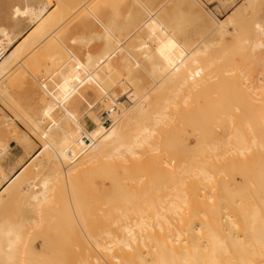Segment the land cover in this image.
I'll list each match as a JSON object with an SVG mask.
<instances>
[{
    "label": "rangeland",
    "instance_id": "1",
    "mask_svg": "<svg viewBox=\"0 0 264 264\" xmlns=\"http://www.w3.org/2000/svg\"><path fill=\"white\" fill-rule=\"evenodd\" d=\"M56 1L57 0H0V33L3 30H13L15 34H20L10 47H14V45L19 43L22 36L33 27L30 16L24 10V7L27 5H40V3L45 2L49 4V11L52 10L49 15L53 16L48 22L51 23L50 26L47 24V34L48 32L50 34L55 32L53 35L57 37V39H55L56 37H52V35L49 37V34L48 38L41 41L40 43L42 44H40V37L35 34L34 36L36 38H33V45H30V47L21 53L20 58L14 63L11 72L9 74L7 73L5 76H0V116L4 118L0 121V134L9 145L7 152L0 156V179L3 173H9V171L13 173L19 170L31 159L37 150L43 147V140L45 141L46 137H49L50 133L52 134L53 132L52 128L50 130L49 127H55L54 130L58 128V131L54 133L55 141L59 142V139L63 138V140L65 139L64 141L67 139L70 140V142H74L83 129L87 126L89 128L94 126L93 120L95 117L99 115L102 117V114L106 110L105 104L108 103L110 99L106 90L103 88L102 82L100 84L101 87H98L99 84L95 86L89 80L83 81L73 79L69 83V89L62 90V85L65 80L64 77L68 75L67 73L73 72L77 64L76 67L78 68L79 66L80 69L85 67L82 64L88 65L85 60L87 51L88 53L91 52V54L96 53L94 55L104 54L107 45L106 40H104V32L108 31V29L115 27L113 35L120 37L122 41L124 38V30L126 31L127 27H129L128 29L132 27L133 20L129 18L130 12L137 14V17L134 16L133 18L137 22L139 16L140 20L143 13L146 16L154 9L156 14L160 16L158 18V21H160L159 23H162L161 26L158 25L160 29L162 26L166 28L168 26V29L171 26L170 28L175 29V27H172L175 26V24L173 25L170 22H172L174 16L175 18L178 16L182 17L183 14L185 20L180 18L183 25L179 23V26L183 28L180 37H189L190 39L186 38L185 40L188 39L193 41L189 44L187 43L190 45L187 47L182 46L184 45V40L169 45L168 47L163 41V44H158L160 47H155L153 38H155V34L157 33L154 32L153 34L155 36L153 34L151 35V41L153 43L149 41V38H146V41L151 43L149 44V49L147 48L148 42H145L146 44L144 43L146 48L143 47L141 42L142 47L139 46L140 43H138L137 40H130L124 44L123 51L129 55L128 69H131V76L133 78L129 98L131 104H135V107L131 109L133 112L128 115L127 122L124 124V126H126L125 143L134 146L139 152L137 155H132L130 152L127 153L130 156L127 162V170H125L124 164L121 162L118 165L109 166L105 161L108 158L102 159L101 161H103V163L101 161H95L94 163V159L91 158V152L89 154L82 153L79 155L81 150L82 152L83 150L85 151L83 147H74V153H69L66 158L61 161L62 167L66 166L65 169L70 170L68 175L62 172L64 168L62 169L57 166L53 167L52 164L54 165V163L48 161V158H46L47 155L44 153L41 154L40 158L35 160V163L32 164L31 162L25 168V174L29 178L27 179L24 175L26 181H30L32 178L34 179L37 177L34 179L36 183L33 181V191L38 190L42 176L48 173L49 170L51 174H58L54 180V191H52L51 194L53 196L55 192L56 195L54 193L55 196L54 198L52 197V200L55 202V200L59 198V202L55 204L51 202V206L56 205L58 208L67 203V206L72 208H70V211L72 210L71 214L74 212L73 208L75 210V207H78V205L79 207L82 205L84 208L79 212L82 220L79 219V213L78 215L76 212H74L75 214L73 213L77 215V218L71 215L74 220L77 219L78 221L77 223L76 220L74 221L75 225L73 223L74 227L76 226L75 232L73 231V233L76 234L71 232L70 238H73L71 243L67 232L70 233L72 229L70 228L66 233L62 231V237L63 234L65 235L62 241L64 242V240H67V243H70L67 247L69 248L71 246L70 250H66L67 258H64L66 261L63 258L62 260L60 257L57 258L58 255L63 256L65 252V246L60 251L61 247H59L60 244L57 243V241H59L57 237H61L58 228L61 229L62 225L65 227L67 225L66 220L64 222L66 223L65 225L64 223L62 224L60 220L59 223L58 219H61L62 216L65 219L67 214H69L70 217V211H68L66 205L64 207L66 211L65 217L63 211L62 216L60 215L61 217L57 218V211L55 212V218H57V220H52L55 219L52 216V213H54L52 211H56L57 209L54 210L53 207L51 213L49 210L50 206L48 205L49 209L47 207L45 208L49 210L53 218L51 222L47 224L46 222L50 221L51 216H47L46 211L48 210H43L46 212V218L49 217V219L40 221L39 218L41 217H37L38 214L36 215L35 209L31 208V206L34 207L33 201L30 200L28 193L23 190L22 183L24 179H22V183L14 185L9 194H6L0 199V221L8 219V221L11 220V222H15L17 219V223L18 221L20 222L22 218L21 222L24 221V225L22 226L25 228L28 222L27 216L30 221V215L32 216L33 214L31 219L36 216V218L39 219L38 221L42 223H40V226L38 223H33V221H31L28 223L31 224L30 227L27 226L30 232V236L28 235L30 242L33 236L35 239L38 237L35 242L30 243L31 245H29V242L27 245L35 249L38 255L39 253H37V251H43L45 252L44 254H48L42 255L40 253L39 256L37 255L39 257L38 263L42 256H44V259H42L46 262L47 258L48 260L50 259L47 264L52 263L50 262L52 259V264H57V262L58 264L60 262L64 264L63 260L65 264H89V261L91 264H106L109 261V256L111 257L112 252L110 251V245H108V243H112L115 237L110 239L111 235L109 238L108 236L110 230L114 232L112 236L117 235L119 232L117 230L119 228L117 227L121 223L120 220H118L120 210L114 206L118 204L122 205L124 202V191L122 188L120 192L114 191L113 189L115 188L112 187L110 179L107 178L108 176H101L102 173L107 174V171H109V174L111 169L116 170V173L120 177V181L126 178L131 182V188L128 193L130 197V212H136L133 206L134 204L140 203L141 199H150L152 196L157 197L159 195L162 197V200L167 198L169 193V185L167 184L170 178H166L165 174L168 173V167L171 162H175L182 167L187 165L197 168L196 170L188 169L190 174H194L193 172L195 171L198 172L199 166H205L214 173L225 172L228 175V180H230L229 184L223 183L222 179L217 177L214 186L200 184L198 177L192 176L190 178L189 196L191 198V203L198 211L200 209H206V211L211 212L216 208H219L221 212L229 210L223 207V204L231 203L223 200L222 195L224 194V188L232 190L231 195L237 198V201L244 206H261L264 204V145L260 142H252V137L254 135H258L260 132L264 134V121H258V114L264 113V79H259V76L264 77V52L261 54L259 51H254L250 47H241L238 40V35L240 36L239 38H245V36L249 38L250 36L252 37V35L255 36L257 19L261 20L264 18V0L253 1L254 3L250 4L247 9H245L247 0H240L235 4H229V2L226 1L223 2L225 5V14L220 16L219 19H224L229 15H233L236 19L235 24L229 27L230 33L226 34L224 37H220L214 33L212 34L203 27H199V24L194 21L192 14L181 0H93L91 2L89 0V5L86 3L88 0H79L78 7L81 11L77 10L78 12L76 11L78 7L75 8L74 6L75 9L71 8L78 0H73V2H75L72 5L69 0L70 9H74L77 14L75 16L72 15L75 12L73 13L70 10L69 13H72L70 17H73L69 21L68 19L70 17L67 14L66 17L68 18V22H66L65 19V11L63 12L64 9L66 10L68 2L64 1V4L62 0H58L57 4ZM82 6L85 8L84 10H82ZM200 6L204 10L201 4ZM57 7L60 9L57 12H59V16L61 17L62 15V17L61 21H59V17L57 25H54V22H56L58 18V13L56 12V10H58ZM204 12L210 17L213 16L205 10ZM127 14L128 18L126 19ZM133 15L134 14H132V16ZM213 17L216 18L215 16ZM174 22L177 21L174 20ZM63 23L67 24L65 25ZM129 23L131 25H129ZM168 23L171 25H168ZM234 27L236 30H234ZM58 28L60 29L56 32L54 29L57 30ZM51 29H53V32H51ZM177 31H181V28ZM165 33L167 34V32ZM91 34L94 38H90L91 36L88 37V44L86 43L87 39L85 38V40L83 36L87 37ZM81 36L83 38L81 39L82 43L79 40ZM176 37L179 39V36ZM43 38L44 37H41V39ZM75 38L78 39L76 42L75 40L73 42ZM199 41H201V44ZM203 41H206L209 45L208 50L205 52L196 51L203 45ZM48 42L51 45L48 46ZM158 42L156 41V43ZM191 49L194 50V52L189 54L186 63L183 65L185 76L181 74L173 75L158 89L151 92L150 95H145L141 98V96L146 93L147 87L155 81L150 73V68L153 65L152 62L155 61L158 63V61H164L163 54H167L168 57L171 55L172 59L177 60L179 55H184ZM145 50L151 52L145 53ZM184 50H186V52ZM116 60L114 58V61ZM116 62L118 63H115V65L117 64L116 67L120 69L119 71L121 73H119L115 67L112 71V75L115 78H118L120 74V78L126 76L128 71L127 64L120 60ZM121 62L123 63V69H125V71L127 70L125 74V71H123L122 74ZM118 64H121V68ZM78 70L79 68L77 72ZM90 70L91 68L86 67L85 71H83L84 75L86 76ZM74 74L77 75L76 72ZM116 74L118 75L116 76ZM191 75L193 77H191ZM102 76H104L103 73ZM177 87H182V91H179L178 95L175 96V98H178L177 103H170L167 110L168 114L160 120L159 112L162 110L161 106H163L164 100L168 96L167 94H171L170 100H172V94L177 93L174 90ZM181 93L189 95L188 104L184 103L180 98ZM249 106L258 112L250 113L248 110L250 108ZM121 110L124 113V103L121 105ZM5 122L6 124H4ZM7 122L9 123L7 124ZM152 126H155L156 132L152 133L148 141L138 143L139 139H143L141 134L149 131ZM6 128L10 129L9 133L6 131ZM43 135H45V137H43ZM56 135L59 136L58 140H56ZM236 135H244L247 139L246 141H240ZM212 136H215L218 141H228L230 144H224L215 148L211 145ZM2 147L3 145H0V149ZM239 147H242V150ZM221 156H223V158L226 157L227 160H218ZM240 157H246L247 160H241ZM40 161L42 165L40 164V168H38L34 164L37 162L40 163ZM118 162L119 161H117V163ZM73 165L74 167H72ZM53 168L54 170H52ZM55 168L57 170H55ZM55 171L57 172L55 173ZM60 171L62 174H60ZM71 173L75 175V177L71 175L72 179L70 176L74 188L69 189L68 179ZM103 178L107 179L105 180ZM143 179L148 180L145 185L142 183ZM150 180L152 181L150 182ZM179 180L181 185L182 178L179 177ZM79 181L83 183L80 185ZM75 188L76 190H74ZM94 189L97 190L94 192ZM98 190L103 192V197L105 196V192L108 191V193H106V195L108 194L106 196L107 199L104 197L103 200L102 194ZM153 190H156L154 194H152ZM61 192L63 193L62 195ZM72 195L75 197H72ZM117 196L121 197V201L119 198H116ZM209 196L212 198H208ZM75 199H77L78 202ZM112 199L115 202L109 201ZM107 201L111 203H107ZM69 203L71 205H69ZM73 203H76L74 204L75 207ZM87 205L89 206L87 207ZM59 209L60 208H58V210ZM60 213H62L61 210L59 211V214ZM110 213L112 218H110ZM41 214L43 215L44 213ZM85 218L88 223V228L84 224L82 226V223L85 222ZM72 220L68 222V224L71 223V226ZM52 221H54V223H52ZM79 221L81 223H79ZM43 222L45 227L42 226ZM46 224L48 227L50 226L49 224H52V228L50 227L51 231L49 228L47 229ZM53 225L57 226V228L55 227L57 230L55 233ZM69 227L67 226V229ZM46 229L50 231L49 240L46 238L48 233H43ZM104 230L107 231V237L105 235L106 231ZM103 231L105 234H101ZM25 234L26 232H24L23 240L26 242L27 237ZM44 234L46 235L39 239V236ZM44 238L47 241V243L45 241L46 246L48 245L49 247H46L47 250H49L48 253L47 250L44 249L43 242L41 241L42 239L44 241ZM51 238L52 243L56 242V244L59 245L57 249H55L54 244L51 245ZM88 239L91 240L89 241ZM59 242H61V240ZM73 242L78 248L75 247ZM102 242L103 245H106L109 249L103 247ZM23 243L20 242L19 244L20 252L17 249L20 254L21 252L23 254L25 253V251H22V249L26 248L25 246L22 247ZM65 243L66 242H64V245ZM98 244L100 245L99 249L97 248L99 247ZM101 247H103L102 249L104 250H102ZM112 250L114 252V249ZM72 251L73 253H70ZM105 252H109L108 254L106 253L108 261H105ZM29 256L32 255L24 254L22 260L24 258L27 260ZM45 256L47 257L45 258ZM34 257L29 258L30 260L28 261L24 259L25 262L23 263L29 264L32 258L36 263L38 257L37 259ZM16 258L14 257V259ZM19 258L21 257L19 256ZM19 258H17V260ZM93 258L97 259H95L96 262ZM54 260H57V262ZM110 260H112V257ZM80 261L83 262L79 263ZM16 262L21 263L20 261ZM46 262L42 264H46Z\"/></svg>",
    "mask_w": 264,
    "mask_h": 264
},
{
    "label": "bare ground",
    "instance_id": "2",
    "mask_svg": "<svg viewBox=\"0 0 264 264\" xmlns=\"http://www.w3.org/2000/svg\"><path fill=\"white\" fill-rule=\"evenodd\" d=\"M64 1L68 2V4L66 5V10L65 9L63 10V12L65 11L64 13H65L66 22H68L67 21L68 18L66 17V15L68 14V16L70 17V14H72L71 12H73V13L75 12L74 9L79 6L78 5L79 0L77 2L74 1L75 4H74L73 0H72V2L70 0L71 5L74 4L71 8H74V6H75V8L73 10L70 9L69 0H62L63 3H64ZM91 1H93V0H90V2ZM253 1L255 2L256 0H247V4L245 2V4H246L245 9H247V7H249L250 4L254 3ZM88 2H89V0L86 3H88ZM181 2L185 3L189 12L192 14L194 21L199 24V27L201 26L204 29H206V31H209L212 34L214 33L215 35H219L220 37H224L226 34H229L230 33L229 27L233 26L236 22V19L233 15H229V16L225 17L224 19H219L218 17L214 18L211 13H209L207 10H205V8L203 7L200 0H181ZM56 3L58 4V0L56 1ZM33 4H34V2H33ZM200 4L202 5V7L204 8L205 11H207L209 14H211L212 17H210L209 15H207L204 12V10L201 8ZM88 5H89V3H88ZM68 6H69V8H68ZM58 8L59 7H57V9ZM64 8H65V6H64ZM62 9H63V7H62ZM84 9L85 8H83V6H82V10H84ZM24 10L30 16V19L33 23V27L31 30L27 31V33H25L22 36L19 43L14 45V47H10L13 44V42H15L16 39L20 36V34H18V33L15 34L13 32V30H3L0 33V76H5L7 73L9 74L11 72V69H12L14 63L16 62V60L18 58H20L21 53L24 50H26L28 47H30V45L31 46L33 45L32 41L36 38L34 36L35 34H36V36L40 37V39L37 38L40 40L39 43L41 41L45 40L46 38H48V35L50 34L49 32L47 34L46 27H47V24H49V26H50L51 23H48V22L52 19L53 15H51V16L49 15L52 10L49 11V4L48 3L45 2V3H40V5L39 4L27 5L24 7ZM55 10H56V8H55ZM59 10L60 9L56 10V12ZM70 10H71V12L69 13ZM77 10L81 11V10H79V7H78V9L76 8V11ZM57 13H58L57 14L58 18H57L56 22H54V25H57L58 19L60 17L59 12H57ZM130 13H131V16H132V14H134V15L131 17ZM130 13H129V18H130V20H133V21H132V25L130 24L131 21H130L129 25H131L132 27H130V29H128L129 27H127L126 28L127 30L126 31L124 30L123 40L121 41L120 37H116V35H113V30H115V27L108 29V31L104 32V40H106V43H107L104 54L94 55L96 53L91 54V52L88 53V51H87L88 54L86 53V59L85 60L88 63V65H84L81 63L85 67L84 68L82 67V69H80V67L78 66L79 70L77 72V69H78L76 67L78 65L77 64L75 66L76 70L74 69L73 72L67 73L68 74V75L66 74L67 76L65 75L66 77H64L65 80H64L63 85H62V90H68L69 89V83L73 79H76V80L78 79V80H83V81L89 80L95 86L99 84L98 87H101L100 84L102 82V84L104 86L103 88L106 90V93L110 97V99L108 100V103L105 104V106H106L105 109L109 110V109L115 108V109H113L112 114H111V118H112L111 125L109 127L104 126L103 118L99 115V116L95 117L93 120L94 126L92 128H89L87 126L85 129H83L81 131V133L78 135L76 141H74V142L73 141L70 142V140H67V139H66V141H64L65 139L63 140V138H60L59 142L55 141V134L54 133L56 131H58L57 130L58 128L56 130H54L55 127H49L50 130H51V128L53 130L52 134L50 133L49 137H46L45 141L43 140V142H42L43 147L41 149L37 150L36 153L31 157V159L29 161L26 162L25 165L22 166L19 170L15 171L13 173H10V171H9V173H3V176L0 179V199L3 198L6 194H9V192L11 191V188L14 185L22 183V179H24V175L27 179H29L27 177V175L25 174V168L31 162H32V164L35 163V160L37 158H40L41 154H43V153L45 155H47L46 158H48L47 159L48 161H51L54 163V165L52 164L53 167L57 166V167H61L62 169L64 168L62 172H64L65 175H68V173H70L69 172L70 170L69 169L66 170L65 165H63L65 167H62L61 161L64 160L69 153H71V152L74 153V151H73L74 147H80V148L83 147L85 149V151L83 150V152L81 150L79 155H81L82 153L83 154H89L91 152L92 153L91 158L94 159V163H95V161H101L102 159L108 158L105 161L109 164V166L110 165L111 166L118 165L121 162L124 164L125 170H127V162L129 161V158H130V156L127 153L130 152L132 155L139 154V152L135 149L134 146H130V145L125 143L126 126H124V124H125V122H127L128 115H130L133 112V110H131V109H133L135 107V104H131V100L129 98L130 87H131V82H132L133 78L131 76V69H128L129 68V55L123 51L124 50V44L130 40L131 41L137 40L138 43L141 42L143 47L146 48L144 43L148 42L147 48L149 49V47H150L149 44H151L153 42L155 44V47H160V45L163 44V41H164V44H167L166 46L168 47L169 45H172V44H175L176 42H180V41L184 40L185 43L183 42L184 45H182V46L187 47V46H190L188 44L191 43L193 40H188L190 38L186 37V38H188L187 39L188 41H187V40H185L186 39L185 36L183 38L180 37V35H182L181 32H182L183 28H182V26L181 27L179 26V23H182V25H183V22H182V20L184 19L183 14H182V17L178 16L175 18V16H174L172 22H170L173 25L175 24V26H172V27H175V29L170 28L171 26L169 27V29H168V26H167V28L165 26H162V28L160 29L159 26L162 25V23H159L160 21H158V18L160 16L156 14V11L154 9L150 14H148L146 16L143 13L142 18L140 20H139V18H140V16H139L137 22H136V20L133 19L134 16H136L137 14L133 13V12H130ZM76 14L77 13L75 12L72 15L75 16ZM60 15H61V13H60ZM61 17H62V15H61ZM61 17H60L59 21H61ZM72 17L73 16H71L68 20L70 21ZM127 18H128V14H127L126 19ZM180 18H182V20ZM174 20L177 21L178 24H177V22H174ZM170 23H168V25ZM63 24H65V23H63ZM52 25H53V23H52ZM180 28H181V31H177V30H180ZM59 29L60 28H58L57 30L56 29H54V30L56 32H58ZM171 29H172V31H171ZM51 30H52L51 32H53V29H51ZM234 30H236L235 27H234ZM154 32L157 33V34H155L156 36L153 34ZM165 32H167L168 35ZM54 33L55 32H53V34ZM176 33H177V35H176ZM53 34L51 33L49 35V37H51V35H52V37H54ZM152 34L156 38V39L153 38V40H154L153 42L151 41V35ZM83 35H85V34H83ZM157 35H158V37H157ZM148 36H150V37H148ZM176 36H179V39L180 38L181 39L179 40L178 37H176ZM41 37H44V38L41 39ZM55 37H56V35H55ZM88 37H90L92 39L94 38L92 36V34L87 36V37L83 36L84 39L85 38L87 39V40L85 39L86 43L89 42ZM239 37L240 36L238 35V40H239V44L241 47H250L254 51H259L261 54H263V52H264V18L261 20L257 19L256 33H255V36L252 35L253 38L251 36H250L251 38L249 37L250 39L248 37L246 38V36H245V38L244 37L239 38ZM83 38H82V36H81V38L79 37V40L81 41V43H82L81 39H83ZM146 38H149V41H151V43H149V41H146ZM55 39H57V37ZM77 39L76 38L73 39V42H74V40L76 42ZM156 41L157 42L159 41V42L156 43ZM49 42L47 43L48 46L51 45V44H49ZM111 42H113V43H111ZM199 42L201 44V41H199ZM141 43L139 44V46H141ZM159 43H160V45H158ZM40 44H42V43H40ZM85 46H86V44H85ZM208 48H209V45L206 43V41H203V45L200 46L196 51L205 52L208 50ZM161 50H163V49H161ZM184 51L186 52V50H184ZM149 52H151V51H146L145 53H149ZM191 52H194V50L191 49V50H188V52L186 54L179 55L177 57L178 61L176 59H172L171 55H170V57H168L167 54L166 55L163 54L162 55L163 59H164V61L162 60L163 62L162 61L161 62L158 61V63L155 61L152 62L153 65L150 68V73L154 77L155 81L153 82L154 84L152 83L151 85H149L147 87L146 93H144L141 96V98H143L145 95H150L151 92L158 89L171 76L176 75V74H181L182 76H185L186 74L183 72V65L186 63L187 57L189 56V54ZM182 53H184V52H182ZM112 57H113V59H112ZM50 58H53V57H50ZM114 58H115V60L117 58V60H120L122 62L124 61V63L127 64V66H128V67L126 66L128 69V71L126 70L127 73H126L125 69H123V63L121 62L122 68L120 66L121 64H118L122 70V74H123V71H125L124 74L126 73V76H122L120 78V76H121V74H120L118 78H115L112 75V73H113L112 71H113V69H115V67L117 65V64L115 65V63H118V62H116L117 60L114 61ZM81 64H80V66H81ZM86 67L91 68V70L85 76L83 71H85ZM117 68L118 67H116V69ZM119 70L120 69H117V71H119ZM117 71H116V73H117ZM75 72L77 75L74 74ZM106 72H108V73H106ZM102 73L104 74V76H102ZM114 73H115V71H114ZM119 73H121V72L119 71ZM118 74H116V76ZM191 77H193V76L191 75ZM79 78H81V79H79ZM112 78H115V79H112ZM119 78H120V80H119ZM259 79L263 80L264 77L259 76ZM174 90L177 93L172 94V100H170L171 94L168 93L167 98H165V100H164L165 102L163 103V106H161L162 110L159 112L160 120H162V118L168 114L167 110H168L169 104L170 103H175V104L177 103L178 98H175V96L178 95L179 91H182V87H177ZM188 96L189 95L186 93H183V94L181 93L180 98L182 99V101L184 103L188 104L189 103L188 102ZM123 103H124V113L121 110V105ZM249 107L250 108L248 110L250 111V113L258 112L257 110H255L251 106H249ZM117 108H118V110H117ZM258 118H259L258 121H261V120L264 121V113L258 114ZM3 119L4 118L2 116H0V121ZM8 123L9 122H7V124ZM4 124H6V122ZM9 130H10L9 128H6V131L8 133H9ZM155 132H156L155 126L154 127L152 126L149 129V131H146L145 133L141 134V137L143 139H141V140L139 139L138 143H143L145 141H148V138L151 137L152 133H155ZM51 135H52V137H51ZM53 136H54V139H53ZM86 136L91 138L92 141L90 143H87L84 140V137H86ZM43 137H45V135H43ZM58 137L59 136L56 135V140H58ZM236 137L240 141H246V139H247L244 135H236ZM25 139H28V138H25ZM252 142L253 143L260 142V143H262V145H264V134L260 132V133H258V135H254L252 137ZM228 143H229L228 141H220V140L218 141L215 138V136H212L211 145L214 146L215 148L218 146H222L224 144H228ZM0 145H3V147L0 149V156H1L7 152L8 146H9L8 142H6V140L2 137L1 134H0ZM80 145H82V146H80ZM239 148L242 150V147H239ZM116 158H117V160H116ZM240 159L245 160L246 157H243V158L240 157ZM218 160L225 161V160H227V158L226 157L223 158V156H221L220 158H218ZM117 161H119V162L117 163ZM101 162L103 163V161H101ZM106 162H105V164H106ZM111 162L113 163V165ZM40 164H41V161H40V163L37 162L34 165L37 166L38 168H40L39 167ZM96 164H97V162H96ZM31 166H33V165H31ZM72 167H74V165ZM107 168H109V167H107ZM41 169H42V166H41ZM109 169H111V168H109ZM168 169H169L168 173L165 174L166 178H170V180L168 181V184H167V185H169V193H168L167 198L162 200V197H160V195H159L157 197L152 196L150 199H148V198L147 199L146 198L141 199L140 203L137 202L138 204H134V206H133L136 209V212H130V207H129L130 197H129L128 193H129V190L131 188V182L126 178H124L123 181H120L119 175L116 173V170H113V169H111L109 174H108L109 171L106 170L108 175L105 173L101 174V176H105V177L108 176L107 178L110 179V181L112 183V187L115 188V189H113L114 191L116 190V191L120 192L121 188L124 191V202H123V204L122 205L118 204V205L114 206L115 208L120 210L119 211L120 215H118V220H120L121 223L117 227V228H119V229H117L119 231L118 232L119 234L117 233V235L112 236V234L114 232L112 230H110V233H109V229H108V233H109L108 238L110 237V235H111L110 239L113 237H115V238L112 240V243L107 242L108 245H110L109 248H110V251L112 252V255H111L112 260H110L111 259L110 256H109V261L107 260V257H106L107 252H105V261H108L107 263L105 262L106 264H264V204L261 206L260 205L244 206L243 204H240L237 201V198H235L234 196L231 195L232 190H229L228 188H224V190H223L224 194L222 195L223 200L231 202V203L223 204V207L226 209H229V210L221 212L219 208L218 209L216 208L214 211H211V212L206 211V209H200L198 211L195 209L194 205L191 203V198L189 196V186H190V182H191L190 178L192 176L198 177L200 184L214 186L217 177H220L222 179L223 183L229 184L230 180H228V175L225 172L214 173V172L210 171L205 166H201V167L199 166L198 172L195 171V172H193L194 174H190L188 172L189 171L188 169L196 170L197 168H194L192 166L190 167L187 165L182 167V166H179L178 164H176L175 162H171ZM52 170H54V168ZM55 170H57V169L55 168ZM58 170H59V168H58ZM33 172H35V171H33ZM49 172H50V170H49ZM49 172L42 176V179L40 181V186L38 187L37 191H33V189H34L33 186H34V182H35L34 179H36L37 177L34 179L32 178L30 181L29 180L26 181V179H24L23 183H22L23 184V190L28 193L30 200L33 201L34 207L31 206V208L35 209L34 211L36 212V215L38 214L37 217H41V218H39L40 221H45L46 219H49V217L46 218V212H47V216H49L51 210H53V207H54V210L57 209L56 211H52L54 213L51 212L53 214V215L52 214L51 215L54 218H55V212H57V211H58V213H56L57 218L62 216L63 211H64V217H65L66 211H65L64 207H65V205L66 206L68 205L67 203H65V205L62 203L63 205H61V203H60L61 207H58V208H60L59 210H58L56 205L51 206L52 205L51 202H53L54 204L56 202L57 203L59 202V198H57V200H55V202L52 200L54 198V196L56 195V193L54 192L55 195L53 193V196L51 194V192L54 191L53 190L55 187L54 180L56 179V175H58V174L55 175V174H51ZM56 172L57 171H55V173ZM60 174H62L61 171H60ZM71 175H72V173L69 175V179H68L69 189L74 188L73 182L71 179H72V176L75 177V175L74 174L72 176ZM70 176H71V179H70ZM76 176H77V174H76ZM80 176H81V172H80ZM179 177L182 178L181 185L179 183V181H180ZM78 178H79V174H78ZM107 178H103V179L106 180ZM81 179H82V176H81ZM76 180H77V178H76ZM147 181L148 180L143 179L142 183L145 185L147 183ZM151 181L152 180H150V182ZM79 182H80V185L83 183L81 181H79ZM97 189H94L93 191L95 192V190H97ZM74 190H76V188ZM158 191H159V189H158ZM62 192H61V195L63 194ZM155 192H156V190H153L152 194H154ZM70 193H71V191H70ZM100 193L102 194L103 192H100ZM106 193H108V191L105 192V194H104L105 195L104 197L107 199L106 196L108 194L106 195ZM72 197H75V196L72 195ZM102 197H103V194H102ZM104 197H103V200H104ZM110 197H112V196H110ZM79 198H80V196H79ZM108 198H109V196H108ZM116 198H119V200H120L121 197L117 196ZM208 198L211 199L212 197L209 196ZM75 200L77 201V199H75ZM109 201L112 202L113 199L109 200ZM109 201H107V203ZM111 202H109V203H111ZM113 202H115V201H113ZM107 203H105V204H107ZM120 203H122V202H120ZM74 204H76V203H73V206H74ZM48 205L50 206V209L48 208ZM69 205H71V204L69 203ZM42 206L44 207V209ZM58 206H59V204H58ZM88 206L89 205H87V207ZM45 207H47L50 210V212ZM78 207H79V205H78ZM78 207H75V210L73 208V211L76 212L77 215L79 212H81L84 209L82 205H80L81 208L79 207V210H78ZM61 208H63V209H61ZM66 208L68 209V211H70L71 207L69 208V206H67ZM43 210H45V211L48 210V211L45 212ZM60 210L62 211V213L59 214ZM68 211H67V213H68ZM71 212H72V210L69 212L70 217H69V214H67L65 219L63 218V216L61 217L62 220L60 218L58 219V222L60 220V222L62 224L65 222V220L67 221V225H66V223H64L66 225V227L61 224L62 225L61 229L58 228V231H59L61 237L59 235H58L59 237L56 236L59 239V241L61 240L62 246H61V242H59V241H57V243L60 244V246L58 244H56V242L52 243V238H51V245L54 244L55 249H57L59 246V247H61L60 248V251H61V249L64 248V246H65L64 255L63 256H59V255L57 256V258L60 257L61 260H62V258L63 259L67 258L66 250L67 249L70 250V248H71V246L68 248L67 245H70V243L73 239V238L72 239L70 238V234H71V232L73 233V231L76 228V226L74 227V225H75L74 221L76 220V223L78 222L77 219L74 220V218L71 217V215L73 216L75 214L74 212H73L74 214L73 213L71 214ZM41 213H44V214L42 215ZM87 214H86V217L88 218ZM44 215H45V217H44ZM57 215H59V216H57ZM77 215H74V216H76V218H77ZM79 215H80V213H79ZM107 215H108V213H107ZM32 216H33V214H32ZM32 216L30 215V221H29L28 216H27L28 222L25 221V222H27V225L25 226V228L22 226V225H24L23 224L24 221L21 222L22 218H21L20 222L18 221L17 223H16L17 219L15 220V222H11V220L8 221V219H6L7 221L6 220L4 221V219L0 221V224H1L0 225V245H1L0 246V264H21V263L25 264L23 262L30 260L29 258H31V257L35 256L34 258L37 259V257L40 255V253L42 255H48V254H44L45 252H43V251H40V252L37 251V253H39V255H38V254H36V250L33 249L31 246H29V245H31L30 243L35 242V240L38 237L35 239V237L33 236L32 240L33 239L34 240L33 241L31 240V242H30V239L28 237V235L30 234L28 227H30L31 224H28V223L33 221V223L36 222L40 226L42 224L40 221H38L39 219H37L36 216L31 219ZM52 216L50 218V221L46 222L47 224L51 222V219L53 218ZM57 218L52 219V220H57ZM72 218H73V220H72ZM83 218H84V216H83ZM110 218H112L111 213H110ZM79 219L82 220L81 215H80ZM71 220L73 221L72 226H71V223H69L70 224V227H69L68 222H70ZM13 221H14V219H13ZM52 223H54V221H52ZM73 223H74V225H73ZM79 223H81V222L79 221ZM83 224L86 227L88 226V223L86 222V218H85V222L82 223V226H83ZM49 225H50L49 227L47 225V229L49 228L51 231L52 224H49ZM42 226L45 227L44 222H43ZM67 226L69 227L68 229H67ZM53 227H54V230H55L54 233H55L57 231L56 230L57 226L53 225ZM70 228L72 229V231H70V233L67 232L69 235V238H70V243H67V240H64V242L67 243V244L65 243V245H64V242L62 240H63L65 235L63 234V237H62V233L63 232L66 233V231H69ZM23 229H24V231H23ZM47 229L43 233H46V234L48 233L47 234L48 237L46 234H44V235L39 236V239H40V237H42V236L44 237L46 235L47 240H49L48 238H49L50 231L49 230L47 231ZM27 230H28V232H27ZM78 230H79V228H78ZM104 231H106V230H104ZM104 231L101 232V234L102 233L105 234ZM111 231H112V233H111ZM24 232H26L25 235H26L27 239H26V237H25V239H26L27 243L25 242V240H23ZM73 234H76V233H73ZM68 235H67V237H68ZM100 235H98V236H100ZM105 235L107 237V231H106ZM76 237H77V235H76ZM87 238H88V235H87ZM91 238H92V236H91ZM93 239H94V237H93ZM22 240L24 241V243ZM27 240H29V241H27ZM41 241L43 242L44 249L47 250L46 247H48V245L46 246V243H47L46 239L44 241L42 239ZM45 241H46V243H45ZM53 241H54V238H53ZM85 241H86V239H85ZM103 241H105V240H103ZM20 242L23 243V245L21 244L22 247L23 246L26 247V248L24 247L25 249H22V247H21L22 251H25L24 254L32 255V256H29V258L27 260H26V258H24L25 261H24V259L22 260L24 254L22 252H21V254L19 253L20 252V247H19ZM28 242H29V245H27ZM74 245H75V243H74ZM80 245H82V244H80ZM102 245H103V242H102ZM40 246H41V244H40ZM49 246H50V244H49ZM98 246L99 247H97V245H96V247L99 249L100 245L98 244ZM115 246L117 247V251H116ZM75 247L78 248V246H76V245H75ZM103 247L108 248L106 245L105 246L103 245ZM103 247H101V249ZM28 248H30V249H28ZM17 249L19 252L17 251ZM112 249H114V252ZM34 250H35V253L33 254ZM69 250H68V252H69ZM102 250H104V249H102ZM105 250L109 251L107 249H105ZM28 251H30V252H28ZM53 251H54V249H53ZM48 252H49V250H47V253ZM58 252H59V250H58ZM65 253H66V256H65ZM70 253H73V251ZM52 254H54V253H52ZM60 255H61V253H60ZM19 256L21 258H19ZM14 257L15 258L17 257L20 260L19 259L17 260V258L14 259ZM26 257H28V256H26ZM43 257L44 256H42V258ZM46 257L47 256H45V258ZM102 257H103V255H102ZM40 258H41V256H40ZM42 258L40 259L39 263H38L39 257L36 260V263L34 262V259L32 258L33 260L31 259L29 264L30 263L31 264H33V263L42 264V263L46 262L43 260L44 258L43 259ZM60 258H59V262H60ZM75 258H76V256H75ZM93 259L95 260L96 258H93ZM21 260H22V262H21ZM46 260H47V262H49L50 259L48 260V258H47ZM52 260L50 262L53 263ZM64 260H63V262L65 264L66 260L65 261ZM96 260H95V262H96ZM16 261H20L21 263L16 262ZM42 261H44V262H42ZM47 262H46V264H47ZM55 262H57V260ZM82 262L80 261L79 263H82ZM52 263H50V264H52ZM26 264H28V263H26ZM57 264H58V262H57ZM61 264H63V263H61ZM89 264H91L90 261H89Z\"/></svg>",
    "mask_w": 264,
    "mask_h": 264
},
{
    "label": "built area",
    "instance_id": "3",
    "mask_svg": "<svg viewBox=\"0 0 264 264\" xmlns=\"http://www.w3.org/2000/svg\"><path fill=\"white\" fill-rule=\"evenodd\" d=\"M205 10H207L209 13H211L215 17H220L225 14V5L223 2H229V4H235L239 2L240 0H200ZM115 109V108H113ZM113 109L105 110L102 114L103 118V124L106 127H109L112 123L111 114ZM84 140L87 143H90L92 140L90 137L86 136L84 137Z\"/></svg>",
    "mask_w": 264,
    "mask_h": 264
}]
</instances>
